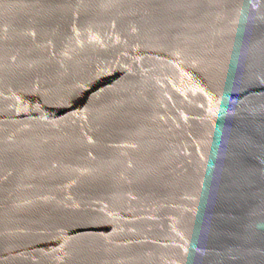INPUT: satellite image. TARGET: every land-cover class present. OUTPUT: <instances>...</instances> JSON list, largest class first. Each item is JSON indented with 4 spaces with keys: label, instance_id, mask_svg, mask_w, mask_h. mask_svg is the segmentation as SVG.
<instances>
[{
    "label": "water",
    "instance_id": "obj_1",
    "mask_svg": "<svg viewBox=\"0 0 264 264\" xmlns=\"http://www.w3.org/2000/svg\"><path fill=\"white\" fill-rule=\"evenodd\" d=\"M0 264H264V0H0Z\"/></svg>",
    "mask_w": 264,
    "mask_h": 264
}]
</instances>
